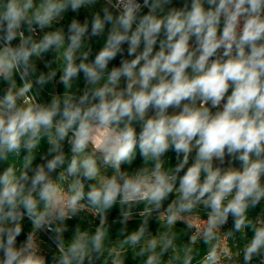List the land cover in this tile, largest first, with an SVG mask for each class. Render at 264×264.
Returning <instances> with one entry per match:
<instances>
[{"label": "clouds", "instance_id": "9594fccd", "mask_svg": "<svg viewBox=\"0 0 264 264\" xmlns=\"http://www.w3.org/2000/svg\"><path fill=\"white\" fill-rule=\"evenodd\" d=\"M129 256L264 264V0H0V264Z\"/></svg>", "mask_w": 264, "mask_h": 264}, {"label": "trees", "instance_id": "16d2710c", "mask_svg": "<svg viewBox=\"0 0 264 264\" xmlns=\"http://www.w3.org/2000/svg\"><path fill=\"white\" fill-rule=\"evenodd\" d=\"M174 4L176 6H181L182 4V0H174ZM100 8L99 5L96 6V9ZM83 14V13H82ZM71 15H74L71 13ZM81 19H84L85 17L82 15L80 16ZM65 23H67V21H65ZM106 38V36H102V37H95V38H92L91 40V46L93 47V51L96 52L99 50V48L102 46V42L103 40ZM125 49L127 48V45L124 46ZM93 58V57H90V59ZM119 65V57L117 58L116 61H113L110 65H109V68H111L112 66H118ZM79 84L81 87H83V78L81 76V80L79 81ZM61 90H62V86H61ZM139 130V129H138ZM169 156H172L173 159H172V163L174 164L175 163V160H174V154L173 153H169L168 154ZM37 162H39L37 160ZM141 164V159L139 158V155L137 157V160L134 162V164L131 166V167H136V166H139ZM129 166L127 165H122V169H125V168H128ZM260 209L258 208L256 211H259ZM118 214V209H113L112 213L110 214V219L116 217ZM70 224H75L76 221H71L69 222ZM138 224V220L137 221H133L130 223V229L135 227L136 225ZM118 227V225L116 226ZM152 227V230L155 231V228L157 227V225L155 223H152L151 225ZM180 227H183V225H180ZM115 233V229H113V234ZM249 236H251V233L249 232ZM23 237H21L22 239ZM186 240V237L184 238ZM204 249L203 247H201V252L203 253ZM128 264H135L134 261L131 260V257L129 256V260H128Z\"/></svg>", "mask_w": 264, "mask_h": 264}, {"label": "rangeland", "instance_id": "374dc122", "mask_svg": "<svg viewBox=\"0 0 264 264\" xmlns=\"http://www.w3.org/2000/svg\"><path fill=\"white\" fill-rule=\"evenodd\" d=\"M97 5H99V6L101 7L100 4H97ZM97 10H99V8H98ZM82 13H83V14H82ZM74 15H75V14H74ZM74 15H71V13L68 14V16H67V18H66L67 23L71 21V19L73 18ZM82 15H83L84 17H86V16H90V12H86V11H84V10H81L79 16L77 17V18H79L81 21H83V19L80 18V16H82ZM67 23L64 22V24H65V29H66V27H67ZM170 111H171V110H170ZM110 173H111V170H109V174H110ZM228 227H231V223H230V225H229ZM134 263H135V262H134Z\"/></svg>", "mask_w": 264, "mask_h": 264}, {"label": "built area", "instance_id": "2783aa9c", "mask_svg": "<svg viewBox=\"0 0 264 264\" xmlns=\"http://www.w3.org/2000/svg\"><path fill=\"white\" fill-rule=\"evenodd\" d=\"M141 2H142V0H141ZM146 11H147V9H144V12H146ZM89 219H91V218H89ZM96 223H98V221H96ZM229 225H230V223H229ZM229 225H228V226H229Z\"/></svg>", "mask_w": 264, "mask_h": 264}]
</instances>
